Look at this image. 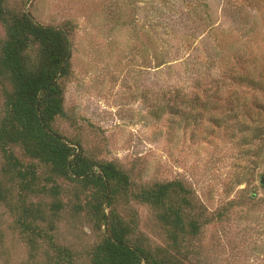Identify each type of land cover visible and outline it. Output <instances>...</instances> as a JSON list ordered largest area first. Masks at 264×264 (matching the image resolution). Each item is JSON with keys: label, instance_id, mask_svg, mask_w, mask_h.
I'll list each match as a JSON object with an SVG mask.
<instances>
[{"label": "rangeland", "instance_id": "1", "mask_svg": "<svg viewBox=\"0 0 264 264\" xmlns=\"http://www.w3.org/2000/svg\"><path fill=\"white\" fill-rule=\"evenodd\" d=\"M4 6L45 26L70 25L64 115L52 128L89 157L126 172L133 192L166 182L186 189L185 212L201 226L175 246L152 209L131 196L117 199V211L136 221L148 249L167 250L184 264H264V0H4ZM5 35L0 23V45ZM9 89L0 78V120ZM5 169L0 152V191L7 196L0 199V264H46L52 254L44 240L35 246L22 240L9 205L39 211V229L71 250L74 264H89L102 237L85 212L91 191L56 177L45 181L48 172L40 168V191L26 196Z\"/></svg>", "mask_w": 264, "mask_h": 264}, {"label": "trees", "instance_id": "2", "mask_svg": "<svg viewBox=\"0 0 264 264\" xmlns=\"http://www.w3.org/2000/svg\"><path fill=\"white\" fill-rule=\"evenodd\" d=\"M0 23L6 34L0 45V78L10 87L4 91L0 152L5 171L19 181L20 191L26 196L40 191V168L48 172L45 181L56 177L91 191L92 205H86L85 212L102 237L88 253L89 264H184L171 260L167 250L148 249L144 237L136 235V221L123 218L115 204L117 199L131 196L147 205L167 228L175 246L180 236H195L201 226L185 212L191 207L186 189L180 183L166 182L133 192L126 172L113 162L89 157L79 143L65 139L52 128L55 118L64 115L62 80L70 72V25L36 23L25 11H8L4 0H0ZM261 136L255 133L252 137L259 140ZM1 192V201H6L7 196ZM9 206L26 244L35 246L38 240L48 244L52 254L45 255L46 264H74V253L57 245L51 234L37 226L39 211L29 205Z\"/></svg>", "mask_w": 264, "mask_h": 264}, {"label": "water", "instance_id": "3", "mask_svg": "<svg viewBox=\"0 0 264 264\" xmlns=\"http://www.w3.org/2000/svg\"><path fill=\"white\" fill-rule=\"evenodd\" d=\"M263 183V177H261V179H260V184H262Z\"/></svg>", "mask_w": 264, "mask_h": 264}]
</instances>
